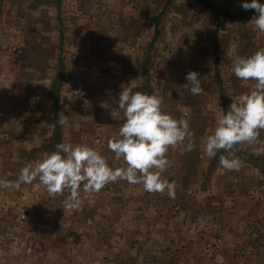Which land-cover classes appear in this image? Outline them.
Instances as JSON below:
<instances>
[{
	"label": "crops",
	"instance_id": "crops-1",
	"mask_svg": "<svg viewBox=\"0 0 264 264\" xmlns=\"http://www.w3.org/2000/svg\"><path fill=\"white\" fill-rule=\"evenodd\" d=\"M117 67L116 75L125 77ZM134 69L131 78L138 86H132L133 91L149 92V72L146 76L142 71L140 80L139 67ZM126 87H130L128 78ZM79 105L86 112L77 119L68 118L65 125L58 123L59 133L54 119L42 121L31 146L18 150L30 151L33 156L28 160L34 163L55 151L58 143L85 144L111 167H124V161L116 160L107 146L122 123L123 111L117 102ZM173 107L178 120L197 111L196 104ZM203 107L198 110L205 116ZM207 110L211 124L193 135L194 149L184 151L183 145H177L166 153L170 166L162 178L174 183V198L167 190L150 193L141 184L118 180L84 200L81 209L67 211L68 191L50 197L38 179L19 190L0 188V264H214L210 257L235 264L234 256L241 258L236 264H257L259 259L262 264L264 154H253L257 145H238L239 170L224 169L219 152L213 158L206 156L205 137L227 107L213 102ZM10 156L6 158L14 161V168L6 170L0 164V180L14 182L28 162L17 152Z\"/></svg>",
	"mask_w": 264,
	"mask_h": 264
},
{
	"label": "rangeland",
	"instance_id": "rangeland-1",
	"mask_svg": "<svg viewBox=\"0 0 264 264\" xmlns=\"http://www.w3.org/2000/svg\"><path fill=\"white\" fill-rule=\"evenodd\" d=\"M206 1L231 16L217 18L194 0H0L3 169L14 168L6 157L16 152L31 164L33 154L18 149L31 146L42 121L54 119L56 130L61 114L77 119L86 112L79 103L117 102L127 78L130 87L138 86L131 78L136 66L140 80L142 71L149 72L146 94L162 98V111L176 118L174 105L196 104L197 111L183 118L190 117L194 135L205 130L213 102L228 109L232 98L252 86L232 73L235 57L264 48V33L255 29L252 18H236L242 0ZM117 66L125 77L116 75ZM189 71L201 79L200 95L182 87ZM51 87L59 88L63 106L57 110L49 97ZM198 106H204L205 116ZM260 138L264 142V130ZM211 258L214 264H226L221 257ZM240 259L234 256L233 263Z\"/></svg>",
	"mask_w": 264,
	"mask_h": 264
},
{
	"label": "clouds",
	"instance_id": "clouds-1",
	"mask_svg": "<svg viewBox=\"0 0 264 264\" xmlns=\"http://www.w3.org/2000/svg\"><path fill=\"white\" fill-rule=\"evenodd\" d=\"M240 6L255 10L250 22L264 33V2L242 0ZM231 71L238 80L251 82L252 86L232 98L227 111L217 115L214 130L205 137L203 151L213 158L223 150L227 155L220 156V165L226 170H239L241 160L235 155L238 145H257L253 154H264V142L260 141L264 130V48L235 57ZM185 79L187 83L182 87L192 96L204 91L196 71H189ZM162 103L161 97L133 91L132 87L119 92L117 105L123 111L122 123L118 135L109 139L107 146L116 160L124 161V167H111L104 156L88 145L58 143L55 151L23 167L14 182L0 180V188L19 190L22 184L38 179L50 197L68 191L64 200L67 211L81 209L84 200L118 180L141 184L150 193L167 190L169 197L174 198V183L162 178L170 166L166 153L177 145H183L184 151H192L196 145L189 122L162 111ZM67 121L68 117L61 114L59 124Z\"/></svg>",
	"mask_w": 264,
	"mask_h": 264
},
{
	"label": "trees",
	"instance_id": "trees-1",
	"mask_svg": "<svg viewBox=\"0 0 264 264\" xmlns=\"http://www.w3.org/2000/svg\"><path fill=\"white\" fill-rule=\"evenodd\" d=\"M196 2H198L199 4H201L204 8H208L210 9V11L213 13V15L217 18L220 17V15L222 16H231L228 12H223L222 14H220V12L218 13L217 12V7L214 5V4H211L209 2H207L206 0H194ZM255 15V10L253 9H248V10H245V9H242L239 13L238 16H236V18L238 19H245V18H252L253 16ZM156 21V20H155ZM145 75H147V72L145 71ZM57 77V75L55 76V78ZM49 97H51L53 99V104L56 108L54 109H58V105H59V88H56V87H51V90L49 91ZM59 133V128H56V134ZM54 139L57 140V138L54 136ZM223 150H221V152L218 153V156L222 155ZM258 235V234H257ZM254 236V240L258 239V237Z\"/></svg>",
	"mask_w": 264,
	"mask_h": 264
},
{
	"label": "built area",
	"instance_id": "built-area-1",
	"mask_svg": "<svg viewBox=\"0 0 264 264\" xmlns=\"http://www.w3.org/2000/svg\"><path fill=\"white\" fill-rule=\"evenodd\" d=\"M12 244L15 245V241H13Z\"/></svg>",
	"mask_w": 264,
	"mask_h": 264
}]
</instances>
